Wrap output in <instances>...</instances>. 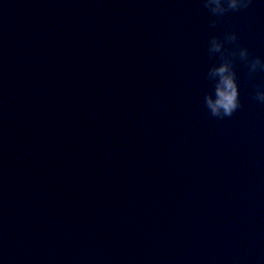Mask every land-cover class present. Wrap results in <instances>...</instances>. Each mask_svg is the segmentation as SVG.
Instances as JSON below:
<instances>
[{
    "label": "water",
    "instance_id": "1",
    "mask_svg": "<svg viewBox=\"0 0 264 264\" xmlns=\"http://www.w3.org/2000/svg\"><path fill=\"white\" fill-rule=\"evenodd\" d=\"M0 0V264H264V71L214 117L213 36L264 3ZM231 50L235 45H227Z\"/></svg>",
    "mask_w": 264,
    "mask_h": 264
},
{
    "label": "clouds",
    "instance_id": "2",
    "mask_svg": "<svg viewBox=\"0 0 264 264\" xmlns=\"http://www.w3.org/2000/svg\"><path fill=\"white\" fill-rule=\"evenodd\" d=\"M253 0H204V6L213 17L214 27L219 18L231 11L246 9ZM264 3V0H261ZM239 34L236 31L226 32L223 37L213 36L208 42V51L211 56L219 54L220 62L214 64L208 75L216 81V99L211 95L207 97V108L214 117L225 118L233 116L241 107L240 82L236 70V59L244 61L248 67L249 75L264 71V57H253L250 50L238 43ZM227 45H235L229 49ZM255 99L264 104V85H257Z\"/></svg>",
    "mask_w": 264,
    "mask_h": 264
}]
</instances>
